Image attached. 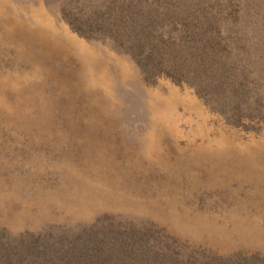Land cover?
<instances>
[{
    "label": "rangeland",
    "instance_id": "obj_1",
    "mask_svg": "<svg viewBox=\"0 0 264 264\" xmlns=\"http://www.w3.org/2000/svg\"><path fill=\"white\" fill-rule=\"evenodd\" d=\"M51 28L83 44L91 78L106 72L108 89L84 92L108 99L123 130L108 136L94 197L82 188L73 205L61 173L87 167L68 131L78 114L59 116L74 100L54 101L56 129L0 110V264H264V0H0V54L14 34ZM161 162L187 166L164 182Z\"/></svg>",
    "mask_w": 264,
    "mask_h": 264
},
{
    "label": "trees",
    "instance_id": "obj_2",
    "mask_svg": "<svg viewBox=\"0 0 264 264\" xmlns=\"http://www.w3.org/2000/svg\"><path fill=\"white\" fill-rule=\"evenodd\" d=\"M61 30L63 29L51 28L42 30V33L37 31H25L20 34L16 33L14 36L10 37L11 40L9 42H12V44L9 47L6 44L4 54L2 52L0 58L4 57L10 49H13L15 51L14 58L16 64L11 71H5L3 64L2 67L0 66V70L7 73L3 75L0 72V75L3 76L0 78V110L3 113H7L12 119L21 118L23 123L43 126L42 128L45 129H56L57 126L51 123V118H53L52 107L56 106L57 108H61V102L54 103V101L59 95L68 96L74 100L66 103V108L61 112L59 118L63 121V118H67L71 113L76 112L78 114L77 116H71V122L68 120L70 127L68 131L70 134L73 133L76 137L80 138L79 149L81 152L79 158L83 165L87 167V177L82 178L78 168H65L60 177V182L65 186L62 192L66 194L70 203L75 205V202L83 199L75 197L76 191L82 188L88 190V196L86 198L90 199L94 197V194L89 191L96 192L97 187L93 184V180L100 176L102 171V168H100V165H102L100 162L102 152L105 153L107 151L106 148L112 145L108 136L114 134L116 136V141H119L121 139L119 134L123 128L120 125L119 117H117V120L111 117L108 109L112 110L113 107L108 99L98 96L95 98V94H92L91 97L94 98H91L84 92L86 90L89 91V89L93 90L92 88L96 89L100 86V83L103 82L106 84V89H108L110 85L108 84L109 77L106 78V72H103L100 77L96 78L97 81L91 78L92 75H94L96 67L88 68L84 65L83 61H81L79 55L81 52L79 50H81L83 44L81 47V43L78 39L70 37L69 34H66L67 32ZM66 59L74 60L76 65H71L66 62L63 63ZM9 61L13 63V60ZM20 62L28 66V71L25 73H23L22 69L21 72L19 70L20 68L16 67ZM83 67L86 68L87 71H85ZM123 76L124 73H121V77ZM80 77H83V80L87 79L85 81L87 84L82 82ZM50 86L55 89H50ZM170 94L171 97L166 99L173 101V99H175V97H173L174 91L170 90ZM155 97L162 96L156 94L153 96V99ZM148 109L152 112L155 111V115L149 118L151 129L154 130V132H160L162 135V118L156 117L161 113L160 106L155 102H151L148 104ZM78 122L81 124V127H79ZM104 128L109 129L110 132L106 133ZM212 144H215L216 147L219 146L218 142L214 140L211 141L207 147ZM122 145L125 149H133L130 147L129 141ZM260 146L264 147V145ZM244 149H250V147L245 146ZM201 150L203 152H208V149L203 146V148L191 149V153H197ZM133 153L134 159H132V162H137L134 160L137 156H140V153H142V158L144 157L145 159V154L142 150L140 153L137 151ZM187 153L190 154V152ZM157 157L166 158L161 153ZM105 162L106 155L104 159V163ZM113 162L111 167L114 168ZM172 165L187 166L186 163H176ZM172 165H167V163L163 164L161 162V165L158 166L161 170L162 168H167L165 175L161 176V180H164V182L167 177L169 178L171 174L173 175V173L177 171L176 168H172ZM117 166L120 165L117 164ZM147 166L148 165H146V167L144 166V168H147ZM125 169H127V173L130 174L129 168L127 167ZM148 172L149 174L151 173L150 170L146 173ZM190 176L193 177L192 174L188 177ZM99 189L100 191L103 190L102 187H99ZM43 197L44 201L40 200V203L49 202L51 200V197L48 195H44ZM171 203L173 205L178 204L175 199L174 202Z\"/></svg>",
    "mask_w": 264,
    "mask_h": 264
},
{
    "label": "bare ground",
    "instance_id": "obj_3",
    "mask_svg": "<svg viewBox=\"0 0 264 264\" xmlns=\"http://www.w3.org/2000/svg\"><path fill=\"white\" fill-rule=\"evenodd\" d=\"M6 28V27H5ZM24 39V38H23ZM17 42V41H16ZM45 51V50H44ZM2 52V51H1ZM51 53V52H50Z\"/></svg>",
    "mask_w": 264,
    "mask_h": 264
}]
</instances>
